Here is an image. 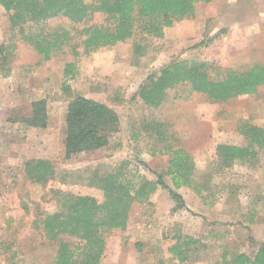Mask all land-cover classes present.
<instances>
[{
	"label": "rangeland",
	"instance_id": "1",
	"mask_svg": "<svg viewBox=\"0 0 264 264\" xmlns=\"http://www.w3.org/2000/svg\"><path fill=\"white\" fill-rule=\"evenodd\" d=\"M95 24H105L104 18L73 24L54 17L25 24L23 33H68L62 49L45 60L31 39L12 33L9 14L0 6V264H54L59 242L76 240L62 235L47 241L41 220L59 212L67 194L101 203L103 191L88 186L95 174H110L128 162L126 178L137 188L155 183V173L172 186L167 173L171 155L150 154L165 146L190 152L191 186L177 189L187 210L174 211L168 192L157 185L145 200L132 203L124 230L104 234L101 264H180L168 249L187 239L196 244L190 245L194 250L184 264H222L224 251L229 258L254 254L264 244V148L255 150L250 164L235 161L230 166L215 158L214 149L218 144L246 146L239 133L245 123L264 130V87L254 95L213 103L180 84L166 90L156 109L144 105L138 92L176 60L206 63L213 78L264 65V0L198 3L193 16L175 20L162 39L137 35L87 53L81 30ZM137 45L142 48L136 50ZM77 96L113 108L120 125L105 149L65 161L66 106ZM40 99L46 101L48 125L26 127L22 119ZM134 133L138 138L133 139ZM197 149L213 150L197 154ZM32 159L50 161L55 176L45 183L28 180L23 163Z\"/></svg>",
	"mask_w": 264,
	"mask_h": 264
},
{
	"label": "trees",
	"instance_id": "2",
	"mask_svg": "<svg viewBox=\"0 0 264 264\" xmlns=\"http://www.w3.org/2000/svg\"><path fill=\"white\" fill-rule=\"evenodd\" d=\"M212 0H0V6L9 14L12 33H23V26L29 23H44L54 17L66 18L70 23L90 22L101 16L105 24L91 25L81 30L85 52H96L123 44L134 36L162 39L164 29L175 20L191 18L198 3ZM23 33L35 45L39 55L49 60L54 51L62 49L69 40L65 30H55L49 34ZM139 50L141 45L136 46ZM3 46L0 44V57ZM5 58V57H4ZM67 72L73 66H66ZM206 63L176 60L170 62L157 76H151L143 83L138 95L142 103L150 108H158L166 90L177 85H187L213 103H225L243 95H254L264 87V65H253L245 71L228 70L219 78H213ZM26 127L45 129L48 125L46 101L40 99L30 104V113L22 119ZM120 118L108 105L77 96L66 106L64 120V160L72 161L84 154L95 153L109 146L113 135L118 131ZM239 133L246 139V146L218 144L215 158L227 166L233 162L250 164L256 156L255 150L264 148V130L245 123ZM166 140L167 134L162 135ZM138 138L137 134L132 135ZM162 154L171 155L168 162V175L172 186L165 183L162 175L156 174L155 183H142L138 188L127 180L124 170L128 162L107 175L89 178L88 186L101 189V203L89 196L67 194L61 202L60 211L48 214L41 220L43 234L47 241L55 242L59 236L74 238L73 243L60 241L54 264H101L105 252L104 234L113 229L124 230L129 219L133 202L143 201L154 192L156 186L168 192L175 204L173 210H187L183 197L177 192L182 186H191L194 165L182 149L165 146ZM23 173L33 183H45L55 176V169L47 160H27L23 163ZM126 178V179H124ZM193 244V245H192ZM196 241L187 239L175 242L168 252L180 264L188 261L192 246ZM192 245V246H190ZM191 247V248H190ZM14 258L11 255L10 259ZM222 264H264V244L248 255L235 254L231 258L226 251L221 255ZM18 264V263H10Z\"/></svg>",
	"mask_w": 264,
	"mask_h": 264
},
{
	"label": "crops",
	"instance_id": "3",
	"mask_svg": "<svg viewBox=\"0 0 264 264\" xmlns=\"http://www.w3.org/2000/svg\"><path fill=\"white\" fill-rule=\"evenodd\" d=\"M103 150V149H102ZM183 150V149H182ZM210 150H213V149H197L196 150V152L195 153H197V154H208L209 152H210ZM101 151V150H100ZM183 151H185V150H183ZM160 152H162V151H160ZM160 152H155V151H153V150H151L150 151V154L151 155H154V154H159V155H161L162 153H160ZM186 152V154L188 155L190 152L187 150V151H185ZM214 152H215V149H214ZM165 154H168V153H165Z\"/></svg>",
	"mask_w": 264,
	"mask_h": 264
}]
</instances>
